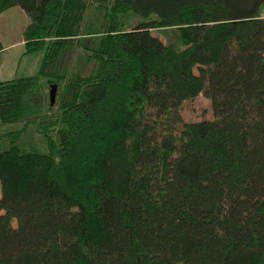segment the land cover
I'll return each mask as SVG.
<instances>
[{
	"label": "trees",
	"instance_id": "obj_1",
	"mask_svg": "<svg viewBox=\"0 0 264 264\" xmlns=\"http://www.w3.org/2000/svg\"><path fill=\"white\" fill-rule=\"evenodd\" d=\"M14 7L43 57L0 82V123L35 121L49 153L0 150V264H264V0ZM201 94L214 119L185 121Z\"/></svg>",
	"mask_w": 264,
	"mask_h": 264
},
{
	"label": "rangeland",
	"instance_id": "obj_2",
	"mask_svg": "<svg viewBox=\"0 0 264 264\" xmlns=\"http://www.w3.org/2000/svg\"><path fill=\"white\" fill-rule=\"evenodd\" d=\"M11 15L12 13H10V17H8L7 19V24H10V30L11 32L13 31L10 36V40L12 42L13 39L15 37H18L19 35L18 32H16L18 30L17 27H20L19 39L22 38L23 32L21 28L23 27V25L21 24V17H12ZM26 16L28 18L27 20L31 22L30 17L28 15ZM146 21H149V19L141 17L134 18V24ZM2 24H4V22L0 21V29L2 28ZM153 33L154 35L160 37L165 43L176 42L175 31L155 30L153 31ZM15 47L16 46L9 48V51L4 53L2 56H5L6 54H9V56H11L13 52L18 50L14 49ZM179 48H182V46L179 45ZM42 57V53L25 56L23 61L21 62L17 77L19 78L37 75L42 64ZM53 107H55V104ZM181 113L185 121H201L214 119L211 101L203 94L199 95L195 99L186 101L182 105ZM235 113L238 117L256 116L257 111L255 102L252 100L238 103L235 109ZM18 131H22L21 137L17 140H13L16 132ZM0 136L3 137L0 145L1 151L8 150L12 146L16 145L19 146L24 153H49L47 138L39 130L38 123H36L35 121L30 124H27L26 121L0 123Z\"/></svg>",
	"mask_w": 264,
	"mask_h": 264
},
{
	"label": "crops",
	"instance_id": "obj_3",
	"mask_svg": "<svg viewBox=\"0 0 264 264\" xmlns=\"http://www.w3.org/2000/svg\"><path fill=\"white\" fill-rule=\"evenodd\" d=\"M10 13H12V17H21V24L23 25L21 28L23 32L22 38L19 39L20 27H17L18 30L16 32H18L19 35L18 37H15L12 42L10 36L13 31L11 32L10 30V24H7V19L10 17ZM26 15L25 11L19 7L11 8L0 15V21L4 22L0 29V82L15 79L19 73L21 62L25 57L24 31L31 23L27 20L28 18ZM14 46H16L14 49L18 50L13 52L11 56H9V54L2 56L9 51V48Z\"/></svg>",
	"mask_w": 264,
	"mask_h": 264
},
{
	"label": "water",
	"instance_id": "obj_4",
	"mask_svg": "<svg viewBox=\"0 0 264 264\" xmlns=\"http://www.w3.org/2000/svg\"><path fill=\"white\" fill-rule=\"evenodd\" d=\"M57 85H53L52 89H51V102H52V106H54L56 98H57Z\"/></svg>",
	"mask_w": 264,
	"mask_h": 264
}]
</instances>
